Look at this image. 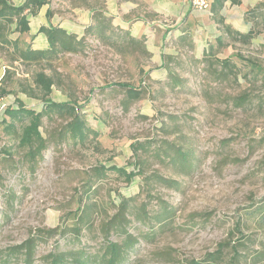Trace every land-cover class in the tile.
Wrapping results in <instances>:
<instances>
[{
    "label": "rangeland",
    "instance_id": "374dc122",
    "mask_svg": "<svg viewBox=\"0 0 264 264\" xmlns=\"http://www.w3.org/2000/svg\"><path fill=\"white\" fill-rule=\"evenodd\" d=\"M97 1L49 0L30 15L31 30L22 35L23 42L45 47V36L38 34L42 25L69 24L84 42L78 53L25 65L12 58L11 49L0 50V89L8 91L0 96V121L6 107L18 100L36 110L42 107L35 76L43 71L55 80L48 97L86 103L88 122L100 132L81 146L61 139L66 119L45 118L41 131L48 146L31 161L27 149L0 125V264H26V248L17 246L28 238L35 242L31 264H52L58 253H65L70 264L74 255H83L88 264H108V240L124 248L119 264H264V225L257 209L264 208V73L244 76L246 68L238 77H223L219 65L201 59L197 45L192 50L172 36L166 53H159L156 43L146 41V31L130 32L144 39L147 53L129 43L109 45L86 31ZM82 5L90 14L78 9ZM114 32V38L125 34ZM261 43L264 35L249 46L233 44L220 57L236 61L239 52L264 67ZM165 55L177 62L163 66L159 61ZM168 69L182 82H175ZM116 82L141 83L142 98L129 101L119 88L99 90ZM242 96L246 99L240 102ZM139 143L144 149L134 148ZM175 146L194 153L192 170L170 161L167 151L174 155ZM142 160L145 175L131 183L91 175L98 164L132 170ZM152 174L176 183L145 178ZM87 181L94 185L90 192ZM123 198L130 206L126 228L136 239L131 245L118 229L104 230ZM85 203L91 205L89 220H76ZM57 226L64 229L45 234ZM220 243H226L222 260L205 261Z\"/></svg>",
    "mask_w": 264,
    "mask_h": 264
},
{
    "label": "trees",
    "instance_id": "16d2710c",
    "mask_svg": "<svg viewBox=\"0 0 264 264\" xmlns=\"http://www.w3.org/2000/svg\"><path fill=\"white\" fill-rule=\"evenodd\" d=\"M232 1L234 3L239 2V0ZM48 3L49 0H24L19 4H15L11 0H0V50L11 49L10 54L12 58L25 65L40 64L43 62L49 63L54 58H57L60 53H78L80 50H83V40L61 25H42L39 28L38 34L42 33L47 38V47L35 48L31 43H26L21 40L22 35L31 30L30 15H37L41 8ZM93 14L92 22L86 27V31L94 32L96 36L104 39L107 44L113 46L117 45L118 47H124L122 42L124 44L129 43L131 45H136L137 47L144 45V39H137L132 36L129 29H124L116 25L113 21V17L105 14L103 10L94 9ZM246 18L252 23V27L249 31L232 30L227 27V31H223V34L216 38V40L202 53V60H206L210 65L214 66V64H217L221 67L222 70L219 74L223 77H238L241 70L246 68L248 70L245 72L244 76L251 72L258 76L259 73H264V67L260 65L259 61L251 57H246L239 52L235 55L237 57L236 61L234 60V56H227L224 58L217 57L218 53H223L233 44H241L244 46L252 45L253 39L264 32V1L256 5L253 9H250L246 14ZM107 31H112V33H108ZM114 31H124L125 34L122 37L114 38L116 34ZM183 32L182 35L173 37L177 40L179 45L189 46L194 50L196 48V43L192 36L188 31ZM143 48L147 53V49H145L144 46ZM173 62H177V58L174 56H163V66L169 67ZM168 73L174 78L175 82H182V79L170 69H168ZM35 83L42 93V107L36 110L27 106L22 100H18L16 104L6 107L3 118L0 121V125L4 126L5 131L9 135H14L16 138L17 142H15V144L20 148L27 149L26 156L31 161H36L40 158L43 151L48 146V141L41 131L45 118L50 119L57 116L66 119L67 122L60 131L62 140H72L75 144L86 146L88 143L98 138L100 132L92 129L88 122L85 112L86 103H79L75 99L56 101L48 97L52 91V86L55 84V80L43 71L36 74ZM140 86H142L141 83L139 87H134L130 83L116 82L108 84V86L100 88L99 90H104L106 88L123 89L126 91V96L129 101H136L141 99L144 93V89ZM7 93L8 91L6 89H0V96H5ZM245 99L246 96H242L240 102H243ZM143 147L144 146L140 143L134 145L136 150L144 149ZM173 148L175 149L174 155H170L167 151V155L170 156V161L180 166L185 172L192 170L195 166L194 153L184 147L175 146ZM159 157H161V155ZM91 169V175L94 177V180H105L109 177H116L127 183L133 182L138 176L145 175L146 171L145 162L143 160L141 162L137 161L135 163V168L132 170L128 169L126 166H118L116 164H98L92 166ZM145 178L148 180L161 181L163 183H176V180L166 179L160 174H152L150 177L147 176ZM88 181L87 183L89 184ZM93 188L94 185L90 183L87 187L88 192L93 190ZM129 207L128 200L123 198L122 203L119 205L118 212L104 225V230L106 233H109L112 228L118 229L127 236L126 243L131 245L134 244L136 239L126 228L129 222L127 216ZM257 209L258 212L261 211V224L264 225V208L260 206ZM78 210L79 212L76 213L75 216L76 220H89L91 205L85 203ZM60 229L63 230L64 228L57 226L49 229L45 234L53 235L58 233ZM79 230V228L76 229L77 232H79ZM225 245L226 243H220V248L215 253H208L204 260L214 263L220 262L222 260V249ZM23 247L26 248V264H31L35 247L34 239L28 238L23 244L17 246V248ZM237 248V246H232V249L237 254L236 256H239L240 252ZM106 250L110 255L107 261L108 264H119L123 258L124 248L118 242L108 240ZM65 257V253L54 254L52 257V264H70L66 261ZM82 257L83 255H74L71 264H88V261ZM192 263L204 264V262L195 260H193Z\"/></svg>",
    "mask_w": 264,
    "mask_h": 264
},
{
    "label": "crops",
    "instance_id": "0c3cea01",
    "mask_svg": "<svg viewBox=\"0 0 264 264\" xmlns=\"http://www.w3.org/2000/svg\"><path fill=\"white\" fill-rule=\"evenodd\" d=\"M209 1L208 8H198L192 4V0H98L93 9L103 10L105 14L113 17L116 25L124 29L146 31V41L150 44L156 43L158 46L154 48L159 53H166L164 51L167 50V40L171 36L182 35L183 31L189 32L197 48L202 51L222 35L223 31H227V27L249 31L252 23L248 21L246 14L264 0H239L238 3L232 0ZM145 4L146 10L141 12ZM78 9L90 14V9L86 10L84 5ZM61 26L69 32L76 31L69 24ZM263 35L264 32L254 38L252 43ZM261 45L264 46V43ZM220 54L218 53L217 57H220ZM159 62L162 64L163 60L160 59Z\"/></svg>",
    "mask_w": 264,
    "mask_h": 264
},
{
    "label": "built area",
    "instance_id": "2783aa9c",
    "mask_svg": "<svg viewBox=\"0 0 264 264\" xmlns=\"http://www.w3.org/2000/svg\"><path fill=\"white\" fill-rule=\"evenodd\" d=\"M192 4L198 8H208L210 6L209 0H192Z\"/></svg>",
    "mask_w": 264,
    "mask_h": 264
}]
</instances>
